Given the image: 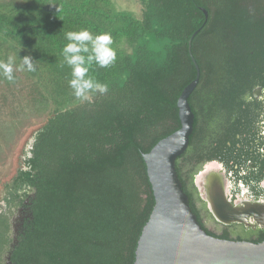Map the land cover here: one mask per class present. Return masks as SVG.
Listing matches in <instances>:
<instances>
[{
	"label": "trees",
	"instance_id": "16d2710c",
	"mask_svg": "<svg viewBox=\"0 0 264 264\" xmlns=\"http://www.w3.org/2000/svg\"><path fill=\"white\" fill-rule=\"evenodd\" d=\"M139 3L135 15L112 0H0V62L13 60V80L0 69V162L19 129L44 118L5 183L11 201H28L10 264H134L155 202L143 153L180 127L177 100L196 73L188 40L198 30L191 41L198 84L214 88L222 39L230 26L249 21L253 4ZM82 29L110 33L116 60L89 66L88 76L107 84L106 92L77 97L62 49L65 34ZM176 170L186 192L177 162Z\"/></svg>",
	"mask_w": 264,
	"mask_h": 264
},
{
	"label": "flooded vegetation",
	"instance_id": "af4514ba",
	"mask_svg": "<svg viewBox=\"0 0 264 264\" xmlns=\"http://www.w3.org/2000/svg\"><path fill=\"white\" fill-rule=\"evenodd\" d=\"M252 3L249 21L230 26L222 39L219 85L197 84L188 97L193 130L176 162L189 205L209 234L258 243L264 241V0ZM25 204L9 195L0 204L8 223L1 263L19 241Z\"/></svg>",
	"mask_w": 264,
	"mask_h": 264
},
{
	"label": "water",
	"instance_id": "95a60500",
	"mask_svg": "<svg viewBox=\"0 0 264 264\" xmlns=\"http://www.w3.org/2000/svg\"><path fill=\"white\" fill-rule=\"evenodd\" d=\"M202 10L207 18V11ZM197 32L188 40L195 77L177 100L180 127L143 153L155 202L137 241L134 264H264V241L224 239L201 226L176 170V160L186 150L193 130L194 113L188 97L200 76L191 52Z\"/></svg>",
	"mask_w": 264,
	"mask_h": 264
},
{
	"label": "clouds",
	"instance_id": "9594fccd",
	"mask_svg": "<svg viewBox=\"0 0 264 264\" xmlns=\"http://www.w3.org/2000/svg\"><path fill=\"white\" fill-rule=\"evenodd\" d=\"M68 43L62 49V55L72 69V79L69 86L77 97H86L90 90L104 93L108 90L107 84L95 82L88 76L89 66L95 62L101 68L109 67L116 60V51L111 47L113 38L110 33L104 32L93 36L87 29L69 31L65 34ZM91 45V49L89 48ZM90 53V54H89ZM88 54V55H85ZM13 60L0 62V69L9 81L13 80ZM23 65L28 71H34L33 60L29 56L23 57Z\"/></svg>",
	"mask_w": 264,
	"mask_h": 264
},
{
	"label": "rangeland",
	"instance_id": "374dc122",
	"mask_svg": "<svg viewBox=\"0 0 264 264\" xmlns=\"http://www.w3.org/2000/svg\"><path fill=\"white\" fill-rule=\"evenodd\" d=\"M112 2L118 10L129 11L135 15L140 14L139 0H112ZM43 121L44 118H33L28 121L16 133L14 138L15 142L12 143L10 147L8 146L5 148L3 160L0 162V204H2L4 199L8 196L5 183L11 179V177L15 174L16 169L20 166L23 148L30 142L32 133L39 125H41ZM0 219L3 218L0 216ZM4 231L6 236L7 228H4L0 220V254L3 247ZM12 231L11 227V232H9L10 237L12 236ZM2 261L3 263L0 261V264H6V259L4 257H2Z\"/></svg>",
	"mask_w": 264,
	"mask_h": 264
}]
</instances>
